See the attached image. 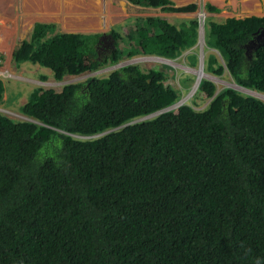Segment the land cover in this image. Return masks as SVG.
Returning <instances> with one entry per match:
<instances>
[{
	"label": "trees",
	"instance_id": "1",
	"mask_svg": "<svg viewBox=\"0 0 264 264\" xmlns=\"http://www.w3.org/2000/svg\"><path fill=\"white\" fill-rule=\"evenodd\" d=\"M138 21L135 32L110 30L106 56L100 33L37 21L12 55L61 79L132 56L137 37L143 52L168 58L196 42L194 17ZM263 26L264 16L211 19L206 42L237 83L264 92ZM164 78L156 66L123 65L30 89L19 106L29 118L0 111V264H264V100L202 78L192 100L204 106L167 108L179 93ZM4 90L0 78V102Z\"/></svg>",
	"mask_w": 264,
	"mask_h": 264
},
{
	"label": "rangeland",
	"instance_id": "2",
	"mask_svg": "<svg viewBox=\"0 0 264 264\" xmlns=\"http://www.w3.org/2000/svg\"><path fill=\"white\" fill-rule=\"evenodd\" d=\"M106 1V10L107 16L112 21H109L108 18H104L103 24L100 22L101 30H105V33H108L110 28L119 26L120 22L128 20L126 23L127 28L129 27L132 32L136 31V28L139 25L138 17L145 15L141 13L143 8L136 3H129L126 0H105ZM16 0H11L10 6L13 5ZM65 5L62 6L61 1L59 4L55 2H48V0H26V17L31 19L36 14H33L37 9H45V10H53L56 12H60V15L63 16L64 21L66 19H74V22H84L87 23L89 16L91 15V10L86 6L81 5H88L90 6L93 3V0H63ZM199 4H205L207 0H196ZM122 4V9H115V5ZM133 3V4H132ZM76 5V6H75ZM12 8V7H11ZM92 9L95 8L91 7ZM144 12L156 11L161 13L160 8L151 9L145 7ZM10 10V9H9ZM162 12L161 14H163ZM193 16L195 15V11L189 12ZM172 14V13H171ZM34 15V16H33ZM119 16V17H118ZM173 21L172 15L168 16ZM214 18L217 19L215 16ZM209 19V11L207 20ZM71 21V22H72ZM174 22V21H173ZM83 23L80 24H71L62 22L60 26H56L60 31L61 30H71L73 28H87L85 26H81ZM93 26V25H92ZM28 28V27H26ZM25 28V29H26ZM91 28V27H90ZM92 29V28H91ZM24 30V28H23ZM26 31V30H25ZM21 33L19 36L14 39L13 29H11L10 24L5 22V0H0V78L3 80L5 85V90L3 92V100L0 102V111L3 113H8L10 116L16 118H29L25 113H22L19 110L20 104H23L28 99V91L36 86L43 85L47 87H54L55 89L59 90L63 84L68 82L74 81H82L85 80L89 74H94L95 71L90 72H83L80 74H68L65 75L61 79H57L53 76V70L48 66H41L38 63H32L30 61H23L17 63L12 55V51L18 46L19 42L23 38H28L29 31ZM121 39V38H120ZM123 40V39H121ZM120 41V40H118ZM128 43V42H127ZM205 44V41L199 45L196 42V47L193 49L189 48V51H198L200 54H205L206 58L209 57L207 52L211 49L202 48V45ZM206 46V45H205ZM187 50V49H185ZM183 50V51H185ZM188 51V52H189ZM211 55H215L216 60L221 63L223 66L225 64L224 58L219 54L216 49L211 51ZM150 56L155 55H133L129 56L127 59H122L123 64H127L125 62H137L143 69H148L150 67L156 66L161 68L165 73L164 83L170 84L172 87L176 88L179 93L181 103H188L192 106L199 108L206 104L207 98L203 102H199L198 104L193 103V93H194V84L196 79V74L193 72L194 70H199V66H195L197 64V55L194 52L187 53L185 57L181 58H171V60H161L155 63V61H147V58ZM196 56V58H195ZM194 62H191L194 60ZM125 60V61H124ZM208 63V62H207ZM111 63H105L104 65L100 66L104 68L99 75H105L113 68L121 66V60L117 61L115 64L109 65ZM169 65V66H165ZM190 64V65H189ZM194 65V66H191ZM187 65V66H186ZM207 65V64H206ZM108 66V67H107ZM107 67V68H105ZM207 69L208 66H205ZM201 68L204 70L206 75L211 78L216 86V90H220L224 87L233 86L237 89H240L242 92L251 93L254 96H257L264 100V92L258 91L256 89L244 87L242 85L237 84L231 77L228 70L225 68L222 70L221 73L215 74L214 72H209L204 69L202 66ZM197 80V79H196Z\"/></svg>",
	"mask_w": 264,
	"mask_h": 264
},
{
	"label": "crops",
	"instance_id": "3",
	"mask_svg": "<svg viewBox=\"0 0 264 264\" xmlns=\"http://www.w3.org/2000/svg\"><path fill=\"white\" fill-rule=\"evenodd\" d=\"M59 1H61L62 6L65 5L63 0H48V2H50V3L51 2H55L56 4H59ZM126 1L131 3L130 0H126ZM171 1H172L173 5H175V6L186 5V4L191 3V2H195L197 4V8L199 6V3H197L196 0H171ZM10 2H11V0H5V22L10 24V27H11V29H13L14 33L17 32L16 34L13 35L14 39H16V37L19 36L21 33H23V31H25V30H26L25 32L29 31V35H30L31 30L33 28V25L37 21L38 22H54V23H56L57 27L60 26V24L62 22H64V19L62 18V16H60L58 14V12L50 10V9L45 10V9H41V8L35 10V12L33 14H36V15L35 16L33 15L34 17L29 19V18L26 17V10H25L26 9V0H16V2L13 5H11V6H10ZM207 2H209V3H211L214 6L219 8L218 11H209V19L208 20L212 19V20L220 22V21H224L227 17H237L238 18V17H245V16H252V15H254V16H264V0H207ZM85 4L81 5V6H86L87 8H89L91 10V15L89 16L87 23L74 22V21H72V23L73 24L83 23L81 26H85L87 28L81 27V28H73L71 30H61V31H65V32H84V33L98 32L100 34L105 32V30H101L102 27H100L99 25H100V22L103 24L104 18H108L107 10H106V6H107L106 1L105 0H93V3L90 6L85 5ZM135 5H138V4L136 3ZM139 6L141 8H143V10L146 9L145 7H148V8H151V9L160 8L161 13L164 12L163 14H161V13L156 12V11L153 12V11L150 10V12H144L142 10L141 13H144L145 15H142V16H139V17H146L148 15H154V16L157 15V16H160L162 18L168 19L170 21L171 19L168 16L172 15V17L174 19L173 20L174 22L173 21H171V22L176 23V25H178V26H179V23L183 22L185 19H189V18H193V17L196 19V10H197V8L195 10H193V11H195V15L193 16L192 14L189 13V12H193V11H166V10L161 9L160 6H149V5H140V4H139ZM91 7H94L95 11ZM115 9H122V4H120V3H119V5L116 4L115 5ZM215 16L217 17V19L214 18ZM208 20H207V24H206V27H205V30H204V41H205V44L202 45V48L206 49L205 47H207L208 49H211V50H209L207 52L208 56H210L211 51L213 49H216L219 52V54L221 55V53L219 51V48H217L215 46H212V45H209L206 42V28H208ZM109 21H112V19H109ZM127 22H128V20L125 19V21L119 23V26L123 25V24H126ZM26 27H28V28H26ZM116 27H118V26H116ZM23 28H24V30H23ZM112 28H113V26L110 28V30ZM110 30H109V34L110 33L112 34V32ZM196 30H197V20H196ZM260 35H263V37H264V33H262V31L259 33L258 37ZM111 38H112V42H114L112 47L110 48L112 50L113 48L116 47L117 40L115 39L113 34H112ZM197 40H198V30H197L196 42H197ZM134 41H137L138 43L137 44L136 43H132L134 45V48L137 51L133 55H136V54L142 55V56L143 55H156V54H152V53H145V52L142 51V49H141V47L139 45V37H137L135 40H130L129 42L131 43V42H134ZM96 42H95V45H97ZM196 42L193 45L190 46V49L191 48L193 49V47H196ZM124 43L128 44L127 42H123L121 46H123ZM120 44H121V42L119 43V45ZM190 49H187V50L183 51L180 55H178V56H176L174 58H178L179 56H181V58L185 57V55L187 54V52ZM104 52H103V54H106ZM195 52L197 54V64L195 66H199V67L202 66L204 69H206L207 71L211 72L210 69H207L205 67V66H208V63H207L208 61H207L206 55L205 54H200L199 50L198 51L196 50ZM12 53H13V51H12ZM128 57L127 56L123 57L120 60L127 59ZM214 57H215V55H214ZM148 60L152 61L150 58H147V61ZM26 61H28V60H26ZM157 62L158 61H156L155 63H157ZM108 63H113V62H108ZM125 63H127V64H122L121 66H123V65L124 66L125 65H136V64L140 66V64L137 63V62H125ZM217 64L222 65L217 60H215L211 64V66L214 67ZM165 66H169V65L165 64ZM191 66H194V65H191ZM225 68L227 69L226 63L223 66V70ZM215 74H217V73H215ZM202 78H207V79L211 80V78H209L207 75L203 76ZM196 79H197V74H196ZM196 79H195V84H196ZM201 79L198 81L197 86H198L199 82L201 81ZM232 79H233V77H232ZM195 84H194V88H195L194 91L197 88V86H195ZM215 91H218V90H215ZM179 99H180V97L178 95V98H177L176 102H181V101H178ZM176 102H174V103H176Z\"/></svg>",
	"mask_w": 264,
	"mask_h": 264
},
{
	"label": "built area",
	"instance_id": "4",
	"mask_svg": "<svg viewBox=\"0 0 264 264\" xmlns=\"http://www.w3.org/2000/svg\"><path fill=\"white\" fill-rule=\"evenodd\" d=\"M208 10L205 8L204 4H199L197 10H196V20H197V30H198V40H197V43L199 45L202 44V42H204V30H205V27H206V24H207V16H208ZM150 59L153 60V61H161V60H165V59H169V61L171 60V58H168V57H163V56H160V55H155V56H150ZM119 61V60H118ZM123 60H121V64ZM125 61V60H124ZM117 62V61H116ZM116 62H113L111 63L110 65L112 64H115ZM187 66V65H186ZM108 67V66H107ZM105 67V68H107ZM117 68V67H116ZM104 68H97L95 70H91V71H95L94 74H89V76H94V75H99L100 72L103 70ZM114 69V68H113ZM111 71V70H110ZM90 72V71H89ZM237 83V82H236ZM239 84V83H237ZM241 85V84H239ZM243 86V85H242ZM228 87H233V86H228ZM245 87V86H244ZM233 88H236V87H233ZM237 89V88H236ZM237 90H240V89H237ZM241 91V90H240ZM181 102H176V103H173V104H170L167 106V108H169V106H175V105H178L180 104ZM166 109V108H165Z\"/></svg>",
	"mask_w": 264,
	"mask_h": 264
},
{
	"label": "flooded vegetation",
	"instance_id": "5",
	"mask_svg": "<svg viewBox=\"0 0 264 264\" xmlns=\"http://www.w3.org/2000/svg\"><path fill=\"white\" fill-rule=\"evenodd\" d=\"M58 14L60 15V12H58ZM62 18H63V16H62ZM96 43H97V45H95V46L98 50V53L101 55L105 51L104 53H106V54H104V56H106L108 54V52L111 50L110 48L113 45L112 38L109 35V32L108 33L103 32V33L99 34Z\"/></svg>",
	"mask_w": 264,
	"mask_h": 264
},
{
	"label": "bare ground",
	"instance_id": "6",
	"mask_svg": "<svg viewBox=\"0 0 264 264\" xmlns=\"http://www.w3.org/2000/svg\"><path fill=\"white\" fill-rule=\"evenodd\" d=\"M208 14V13H207ZM72 20H74V19H66V21H64L65 23L67 22H69V23H71L72 24ZM165 60H169V59H165ZM196 71H197V73H198V76H197V80H196V84H195V86H197V83H198V81L203 77V76H205L206 75V73L204 72V70L200 67V69L199 70H194V72L196 73Z\"/></svg>",
	"mask_w": 264,
	"mask_h": 264
},
{
	"label": "water",
	"instance_id": "7",
	"mask_svg": "<svg viewBox=\"0 0 264 264\" xmlns=\"http://www.w3.org/2000/svg\"><path fill=\"white\" fill-rule=\"evenodd\" d=\"M261 31H262V33H264V26H263V28L261 29ZM109 35H111L112 36V34L110 33ZM114 43V42H113Z\"/></svg>",
	"mask_w": 264,
	"mask_h": 264
},
{
	"label": "clouds",
	"instance_id": "8",
	"mask_svg": "<svg viewBox=\"0 0 264 264\" xmlns=\"http://www.w3.org/2000/svg\"><path fill=\"white\" fill-rule=\"evenodd\" d=\"M194 94V93H193ZM167 107V106H166Z\"/></svg>",
	"mask_w": 264,
	"mask_h": 264
}]
</instances>
